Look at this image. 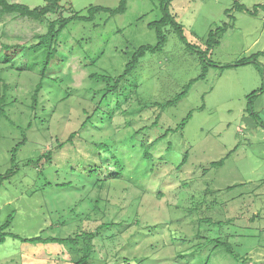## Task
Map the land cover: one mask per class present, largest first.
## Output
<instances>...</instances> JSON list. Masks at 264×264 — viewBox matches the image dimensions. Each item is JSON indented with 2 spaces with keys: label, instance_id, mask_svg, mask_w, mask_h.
Instances as JSON below:
<instances>
[{
  "label": "rangeland",
  "instance_id": "374dc122",
  "mask_svg": "<svg viewBox=\"0 0 264 264\" xmlns=\"http://www.w3.org/2000/svg\"><path fill=\"white\" fill-rule=\"evenodd\" d=\"M15 1L32 9L45 5V0ZM238 1L251 11L264 6V0ZM119 3L64 0L62 6L69 17L76 12L85 15L90 6L115 8ZM170 8L191 47L168 27L164 49L148 53L115 94H105L106 84L91 81L90 75L118 77L135 50L156 45V33L148 26L161 17L159 1L129 0L125 15L108 19L102 13L95 20L97 27L71 22L58 38L56 61L44 81L47 109L39 108L28 133L24 129L33 115L29 98L40 68L25 69L41 59L30 48L37 43L35 36L47 28L12 16L0 21V61L6 54L2 45L23 47L12 61L19 71L1 67L14 87L9 95L18 102L7 109L10 120L0 119V175L12 168V149L23 134L28 137L15 154L19 174L0 187V227L13 216L9 231L14 235L67 238L93 232L102 223L124 222L104 230L94 242L82 237L78 245L22 243L9 237L0 245V264H73L92 250V264L112 262L117 253L120 260L137 257L131 264H140V259L143 264H205L210 255L209 264H264V93L254 97L248 111V96L264 86V54L258 57L260 67L251 63L224 72L219 68L264 53V9L258 7L251 16L238 12L233 0H174ZM224 24L233 27L210 50L208 57L215 66H208L206 79L194 83L185 98L174 101L201 74L205 59L200 50L207 49L209 32ZM97 56L100 61L92 66ZM191 112L187 125L177 130ZM253 113L259 121L250 116ZM156 118V125L150 127ZM143 127L149 128L133 137ZM167 130L172 132L151 150L153 161L146 160L147 139L152 142ZM77 131L75 146L54 150L56 141L64 142ZM82 142L87 145L80 146ZM101 143L107 146H96ZM48 151L56 154L44 171L26 166ZM115 151L128 169L121 180L109 176L116 170L110 159ZM186 153L188 160L182 165ZM99 154L110 162L100 178L110 180L103 191L80 175L84 160L98 162ZM223 159V167H213ZM145 171L150 173L139 181L140 186L127 182ZM68 182L71 187L59 186ZM198 202L203 203L205 217L221 224H201L205 244L200 257L193 259L190 253L200 241L194 210ZM69 208L75 209L74 214ZM77 214L84 222L78 221ZM137 220L140 225L133 223ZM155 225L164 227L150 230L148 237L138 234ZM215 239L226 242L224 248L214 247ZM179 253L188 256L178 259Z\"/></svg>",
  "mask_w": 264,
  "mask_h": 264
},
{
  "label": "trees",
  "instance_id": "16d2710c",
  "mask_svg": "<svg viewBox=\"0 0 264 264\" xmlns=\"http://www.w3.org/2000/svg\"><path fill=\"white\" fill-rule=\"evenodd\" d=\"M64 0H45V5L40 6V7H36V8H30L28 5L22 4V3H17L15 0H0V21L3 20L5 17L7 16H12L15 18H25V19H29L35 22H38L42 25H45V27L47 28V31L42 34V35H37L35 36L37 43L34 45H31L32 51L31 53H39L40 55H42L41 59L37 62L34 63H30L28 64V66H26V71L28 70V67L30 65L36 66L39 69L38 73H39V79H38V83H36V85L33 86L32 92L30 94V109L32 112V116H31V120L29 122V124L26 126V128L24 129L26 133H28L29 131H31L33 129V121L37 120V112L39 110V108H42V111H46L47 106H46V101H44V95H42L43 93V89H44V81L47 79L48 77V72L50 70V66L52 65L53 62L56 61V57L58 54V38L61 35V33L66 29V27L73 21H78V22H85V23H95V20L97 19V16L104 13L108 15V19H111L113 17H117V16H121V15H125L126 12L128 11V1L129 0H120V3L117 7L115 8H111V7H105V6H90L89 9H87V13L85 15H82L79 12H76L74 14H71V16L66 17L64 16V10H63V6H62V2ZM155 1V0H152ZM159 1V9L161 12V17L159 20L154 21L152 23L149 24V28L154 31L156 33V37H157V43L156 45H144L141 46L140 48H138L137 50H135L134 54L132 55L131 60L126 64L125 66V70L123 72L122 75L118 76V77H112L110 75L107 74H100V73H91L90 75V79L93 82L96 83H100V84H106V86L108 88L104 89L103 91H105V94L108 93H113L115 94L116 92L119 91V87L120 85L127 80V78L129 76H131V74L135 71V69L138 67L139 63L141 62V60L148 54V53H157V52H161L165 45L168 42V31L167 28L170 27L172 28L177 34L178 36L182 39V41L184 43H186L187 47H191V45H189L186 41L185 35H184V31L182 26L177 22V17L176 15L172 14L170 12V6L172 4V2L174 0H157ZM235 2V9L238 12H246L251 16H255L257 13V9L258 7H262L264 9V6H255L253 9L254 10H249L247 9L244 5H241L239 3L238 0H233ZM230 11L228 10V12H226V14L230 17L231 15H229ZM50 16H57L56 19L54 20H49L48 18ZM233 19H235V17H233ZM98 24L95 23V27H97ZM231 27H233V25H231ZM230 25L224 24L221 27H218L216 30H212L209 32L207 41H206V46L207 49L206 50H200V52L202 53V59H205L204 65L202 67V72L201 74L191 80L189 82V84L185 87V90L183 91V93L179 94L174 101L178 102L181 99L185 98L188 93L190 92L192 86L194 85V83H197L198 81H202L206 79V75L208 72V66H215V62L211 61L209 59V53L210 50L212 48H214L215 46L220 45L221 40L224 38L225 34L227 33V31L231 28ZM189 47V48H190ZM2 48L4 49V52L6 54H4L3 60L0 61V119H6V120H10V115L8 112V108L12 107L13 105H15L18 102L17 98L11 97V95H9V93L14 89V87L8 83L5 78L3 77V71H2V64L4 65H8V68L11 70H18V68L16 69L12 63L13 61V57L16 55L17 50H23L22 46H9V45H2ZM192 49V48H191ZM264 53H258L257 55H253L249 58H245L242 59L238 62H236L235 64H227V65H223L220 66V70L221 72L227 71V70H232L234 68H238V67H242V66H247L250 65L251 63H254L256 65H258V67H260L259 63H258V57H260L261 55H263ZM100 61V57L97 56L91 63L92 66H95L98 62ZM19 71V70H18ZM57 80H60V78H57ZM55 80V82L57 81ZM58 82V81H57ZM56 82V83H57ZM59 82H62L59 81ZM111 88V90H110ZM102 92V90L100 91ZM258 93H264V86L263 88H261L259 91H254L252 94H250L248 96L249 99V113H250V107L253 105V99L254 97L258 94ZM108 96V95H107ZM171 102H169L170 104ZM174 103V102H172ZM120 107V106H119ZM45 108V109H44ZM147 109V107L142 108L141 110H139V114L143 113L145 110ZM120 110V109H117ZM201 110H204L203 107H201ZM85 112H87V110H84ZM127 111H124L123 113H125ZM193 112H191L189 114V116L187 117V120H184L181 122V124L178 126L183 128L187 125V122L190 120L191 116H192ZM250 116L254 117V119L256 121H259L258 116L255 115V113L250 114ZM114 116L111 115V119L113 120ZM11 123H13V121H10ZM87 123V122H86ZM157 123V118L156 121H154V123L150 126L153 127L154 125H156ZM261 125L264 127V123H261ZM86 124L82 125V130L85 128ZM149 128V127H148ZM148 128H141L139 131H137L136 133H134L133 137H136L137 135H140L143 131H145ZM79 132H73L69 135V137L66 139V141L64 142H60V141H56V147L54 150H63L66 146L68 145H73L75 143V141L78 139L79 136ZM172 132V130H167L166 133L163 136H159L157 137L154 141H150L149 139H147L146 141V146L145 147V151H144V157L146 158V160L152 162L153 161V155L151 154V150H153V148L159 143L161 142L164 138H166L169 133ZM28 142V137L27 134H23V136L21 137V140L19 141V143L16 144V146L12 149V168L9 169L5 174L0 175V187L3 186L4 183L11 181L15 176H17L21 170V167L16 164V157L15 154L21 150V148L26 145ZM87 143L85 144L84 142L81 143L80 146H86ZM75 146V144H74ZM79 146V145H78ZM97 147H104L107 146L106 143H101L100 145H96ZM72 148H76V147H72ZM115 152H112L110 154V159L113 161V165L116 166V170L112 173L109 174V176H111L113 179L115 180H121L124 178V176H127L128 173V169H126V163L124 162L123 157H119ZM56 153H54L53 151H48V153H44L41 156L38 157V159L36 160H30L27 162L26 166L29 167H35L37 169L42 170L44 168V165L46 164H52L54 161V156ZM99 161H89L84 160V166L81 168V172L80 175L84 176V178L88 179V180H93L94 184L96 185V187H99V191H103L104 188L107 187V184H109L108 182L110 180H100L101 177H103L107 172H108V163L105 162L102 158V155L99 154ZM108 159V158H107ZM106 159V161H107ZM188 160V154L186 153L185 157H184V161L182 163V165ZM225 161L226 160H221L215 164H213V167H223L225 165ZM110 165V164H109ZM181 165V166H182ZM77 166V165H76ZM44 171V169L42 170ZM148 173V174H147ZM150 171H145L142 173V175L140 177H135L132 178L130 180H128L127 182H130L132 185L137 186L139 185V181L142 178L148 177L149 176ZM103 183V184H102ZM47 184H51L49 182H47ZM62 187H71L72 186V182H68V183H62L61 185ZM140 186V185H139ZM230 189V188H229ZM97 204L100 202V200H96ZM199 204L194 205V210L197 213V220H198V231H197V236L199 241V244L197 247H194V250L192 251V253H190V256H192L193 259L199 258L200 257V252H201V247L203 246V244H205V242H202L201 240V224L203 223H207V224H212L213 226L218 225L219 223L221 224V222H214L212 221V219H209L207 217L204 216L203 214V203L198 202ZM70 209V208H69ZM201 210V211H200ZM70 213L75 212L74 208H71ZM189 212H191L189 210ZM76 217L78 219V221H82L84 222V219L81 217V215L77 214ZM74 218L73 220L77 219ZM14 217L10 216L9 219L7 220V222L2 225L0 227V245H4L5 242L7 241V239L9 237L13 238V239H17L19 241H21L22 243H32V244H36V243H40V244H50V243H58V244H73V245H78L79 243V239H81L82 237L85 238L87 237L88 242H94L96 238H98L101 233L104 230H109L111 228L114 227H118V226H122L124 224V222H120V223H114V222H109V223H102L100 224L95 231L93 232H81L80 234L77 233L74 236H70L67 238H60V237H43L42 235L36 236V237H32V238H23L17 235L12 234L9 229L11 227V224L13 222ZM65 223V222H64ZM136 225H140V221L137 220L136 222H133ZM164 227V225H155L153 227H148L146 230L138 233L139 235L143 236V237H148L150 230H154L155 229H161ZM145 232V233H144ZM147 235V236H146ZM178 241H182L185 242L184 239H175ZM204 240V239H203ZM172 241V240H171ZM214 242V247L219 248L222 247L224 248V246L226 245V242H222L220 239H215L213 240ZM186 243V242H185ZM227 248V247H226ZM126 249V248H125ZM228 253L229 254H233V251L230 248H227ZM118 253L115 254V260L110 262L108 260L105 261L104 264H120V262L122 261L125 264H131L136 258L135 257H129V258H121V260L118 258ZM188 255H184L183 253H179L177 255L178 259H186ZM94 258L93 255V250L92 251H85L84 254L82 255V257L80 259H78L75 263L73 264H92L90 261L91 259ZM211 260V255L208 256L205 264H209ZM145 260L140 259L139 263L143 264ZM122 263V264H123ZM96 264V263H93Z\"/></svg>",
  "mask_w": 264,
  "mask_h": 264
}]
</instances>
